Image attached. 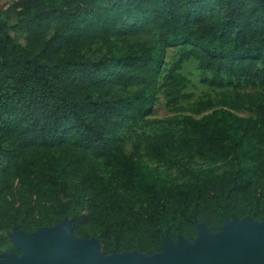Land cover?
Listing matches in <instances>:
<instances>
[{
	"label": "trees",
	"instance_id": "1",
	"mask_svg": "<svg viewBox=\"0 0 264 264\" xmlns=\"http://www.w3.org/2000/svg\"><path fill=\"white\" fill-rule=\"evenodd\" d=\"M123 1L15 0L8 11L24 27L27 47L40 50L33 57L0 19V229L30 234L69 219L72 235L97 239L103 257L152 256L165 239L192 243L198 224L216 234L234 220L264 223V93L237 94L200 118L148 119L158 89L173 112L189 99L181 71L192 59L203 71L264 87V0H209L222 16H205L200 0ZM61 7L76 11L46 39L39 27ZM84 18L74 46L107 40L110 57L98 75L112 72L121 90L128 79L137 86L114 102H94L97 81L82 75L78 58L57 60L65 35ZM150 31L154 44L111 41ZM182 44L194 48L179 55L157 88L165 47ZM197 106L198 113L215 107ZM125 122L176 128L148 137L145 154L167 160L187 180L169 184L170 175L125 153L116 137ZM195 158L211 166L193 168ZM231 159L234 169L221 171Z\"/></svg>",
	"mask_w": 264,
	"mask_h": 264
},
{
	"label": "rangeland",
	"instance_id": "2",
	"mask_svg": "<svg viewBox=\"0 0 264 264\" xmlns=\"http://www.w3.org/2000/svg\"><path fill=\"white\" fill-rule=\"evenodd\" d=\"M14 1L15 0H5L0 3V7L6 5L4 8L5 14H0V19L7 21L11 37L17 44L25 47L28 54L33 57L39 53L40 50H30L27 47V43L25 41L26 31L24 27H22L21 24H18V20L8 11ZM125 2L126 0L123 1V3ZM198 5L204 7L203 11L205 16H207L209 11H212L218 16L223 15V13L216 9L209 0H200L198 1ZM119 9L120 4L113 10ZM75 11L76 9L73 7L59 8L55 13L50 15L41 23L39 32L44 34L46 39L51 38L54 35L57 25L66 20L68 16ZM87 21L88 20L86 18L82 19L74 31L65 35V41L60 45L58 50L57 60L59 63H62L70 60L72 57L78 58L79 62L86 66L84 70L81 71L82 75L84 77H95L97 81L91 91L94 102H114L117 94L126 95L130 90L136 89L137 86L133 83V79H128L126 80L125 88L121 90V86L118 84V79L114 78L112 72L101 76L98 75L102 67L105 66L106 59L110 57V48L107 40L98 38L91 40L87 45L81 48H76L74 46V42ZM156 39L157 33L155 31H150L148 33H141L137 36L123 35L120 37H114L111 41L113 44L120 47H127L130 44L144 41L154 44ZM192 48L194 47L191 44L165 47L163 63L157 77V88H159L161 85V79L166 75L172 64L178 59L179 55ZM181 73L189 82L187 90L185 91V93L190 96L189 99L180 102L178 105L180 111L173 112L166 108L165 100L158 89L155 93L152 109L148 119L167 120L178 114L191 116L193 118H200L212 110L224 108L226 102L233 100L237 94L264 93V87L257 83L236 81L234 79L227 78L224 75L203 71L200 68L199 63L193 59L183 64ZM208 101L215 107L211 110L198 113L197 104L199 102ZM17 111L18 110L15 109L12 115H15ZM235 113L241 117L250 116L245 111H237ZM5 122L6 118L0 121V133L1 129L5 125ZM169 130L177 129L168 124H130L129 122H125L117 130L116 137L121 140L125 153L128 155H136L143 159L154 173H166L170 175L171 181L169 184L179 185L187 180V178L183 176L181 169L171 166L167 160L148 157L145 154L146 139L148 137L158 136ZM234 164V159L225 163H220L221 171H230L234 169ZM209 166H211V164L207 160L198 158H195L194 162L191 164V167L193 168ZM1 169L2 165H0V172ZM235 224H237L236 221L228 223V225L231 226ZM199 228L203 229L201 226H199ZM22 233L23 232L16 227L12 229H0V262L10 259H25V251L19 244V235ZM194 243L192 245H194ZM164 245H168L170 248L176 250L181 248L179 240L174 242L166 241ZM99 258L102 259L103 257L99 256Z\"/></svg>",
	"mask_w": 264,
	"mask_h": 264
},
{
	"label": "water",
	"instance_id": "3",
	"mask_svg": "<svg viewBox=\"0 0 264 264\" xmlns=\"http://www.w3.org/2000/svg\"><path fill=\"white\" fill-rule=\"evenodd\" d=\"M235 221L238 227L231 229L228 223ZM231 222H226L216 234L198 224L195 240L190 243L177 238L181 244L177 250L165 246L166 241L174 242L165 239L162 252L152 256L134 251L103 257L97 239L75 238L69 219H64L54 227L20 234L19 244L25 251V259H10L0 264H141L143 260L148 264H264V223L249 218Z\"/></svg>",
	"mask_w": 264,
	"mask_h": 264
},
{
	"label": "bare ground",
	"instance_id": "4",
	"mask_svg": "<svg viewBox=\"0 0 264 264\" xmlns=\"http://www.w3.org/2000/svg\"><path fill=\"white\" fill-rule=\"evenodd\" d=\"M263 226V225H262ZM230 227H231V229L232 228H237L238 227V225H230ZM142 263L141 264H148V262L147 261H145V260H143V261H141Z\"/></svg>",
	"mask_w": 264,
	"mask_h": 264
}]
</instances>
